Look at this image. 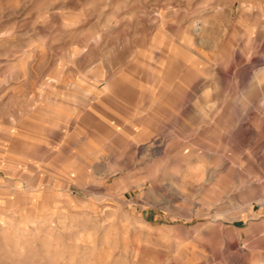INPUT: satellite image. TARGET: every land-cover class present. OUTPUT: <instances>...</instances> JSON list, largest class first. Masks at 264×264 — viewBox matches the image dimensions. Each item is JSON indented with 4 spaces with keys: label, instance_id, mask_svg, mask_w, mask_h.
<instances>
[{
    "label": "rangeland",
    "instance_id": "1",
    "mask_svg": "<svg viewBox=\"0 0 264 264\" xmlns=\"http://www.w3.org/2000/svg\"><path fill=\"white\" fill-rule=\"evenodd\" d=\"M262 198L264 0H0V264H264Z\"/></svg>",
    "mask_w": 264,
    "mask_h": 264
},
{
    "label": "built area",
    "instance_id": "2",
    "mask_svg": "<svg viewBox=\"0 0 264 264\" xmlns=\"http://www.w3.org/2000/svg\"><path fill=\"white\" fill-rule=\"evenodd\" d=\"M260 205H261L262 207H264V198H262V200H261V202H260Z\"/></svg>",
    "mask_w": 264,
    "mask_h": 264
},
{
    "label": "bare ground",
    "instance_id": "3",
    "mask_svg": "<svg viewBox=\"0 0 264 264\" xmlns=\"http://www.w3.org/2000/svg\"><path fill=\"white\" fill-rule=\"evenodd\" d=\"M232 69V68H231ZM210 72V71H209ZM199 83V82H198ZM203 91V90H202ZM258 110V109H257ZM208 115V114H207Z\"/></svg>",
    "mask_w": 264,
    "mask_h": 264
}]
</instances>
